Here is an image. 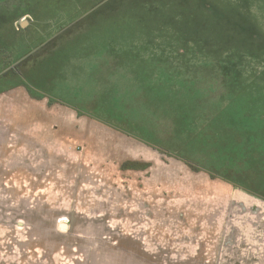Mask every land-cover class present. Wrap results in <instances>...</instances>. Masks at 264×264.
<instances>
[{"label":"rangeland","instance_id":"rangeland-1","mask_svg":"<svg viewBox=\"0 0 264 264\" xmlns=\"http://www.w3.org/2000/svg\"><path fill=\"white\" fill-rule=\"evenodd\" d=\"M2 89L0 264H264V0H0Z\"/></svg>","mask_w":264,"mask_h":264},{"label":"crops","instance_id":"crops-1","mask_svg":"<svg viewBox=\"0 0 264 264\" xmlns=\"http://www.w3.org/2000/svg\"><path fill=\"white\" fill-rule=\"evenodd\" d=\"M27 23V22H26ZM26 23H25V25H26ZM6 90H9V89H2V90H0V95L2 96V95H5V93L6 92H8V91H6Z\"/></svg>","mask_w":264,"mask_h":264},{"label":"water","instance_id":"water-1","mask_svg":"<svg viewBox=\"0 0 264 264\" xmlns=\"http://www.w3.org/2000/svg\"><path fill=\"white\" fill-rule=\"evenodd\" d=\"M25 23H26V21L22 22V23H21V26H24V25H25Z\"/></svg>","mask_w":264,"mask_h":264}]
</instances>
